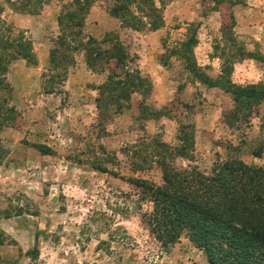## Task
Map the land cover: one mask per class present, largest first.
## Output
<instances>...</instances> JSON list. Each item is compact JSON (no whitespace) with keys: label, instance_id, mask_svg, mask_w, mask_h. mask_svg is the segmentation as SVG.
<instances>
[{"label":"rangeland","instance_id":"rangeland-1","mask_svg":"<svg viewBox=\"0 0 264 264\" xmlns=\"http://www.w3.org/2000/svg\"><path fill=\"white\" fill-rule=\"evenodd\" d=\"M72 1L54 0L40 15L5 5L2 15L36 61L9 60L0 86V264H209L187 239L155 238L144 222L152 205L134 180L162 184L165 164L264 169V102L252 90L264 86V0L231 9L163 0L164 25L152 36L98 2L78 45L120 37L143 80L118 91L83 50L73 67L52 62L58 17ZM14 14L32 19L17 26Z\"/></svg>","mask_w":264,"mask_h":264},{"label":"trees","instance_id":"trees-1","mask_svg":"<svg viewBox=\"0 0 264 264\" xmlns=\"http://www.w3.org/2000/svg\"><path fill=\"white\" fill-rule=\"evenodd\" d=\"M53 1L0 0V86L9 60L21 59L30 64L36 61L32 43L25 41L24 33L15 39L11 37L12 29L2 28L5 5L15 13L40 15ZM203 1L231 9L241 0ZM98 2L105 3L111 17L133 30L155 32L164 25L163 0H73L64 5L58 17L60 35L52 62L73 67V53L83 50L91 70L107 69L111 73L108 91H118L123 86L141 88L135 83L143 80L141 73L128 67L129 56L117 34H108L103 41L91 38L78 45L90 11ZM193 44L195 47L198 41ZM119 76L124 79L117 80ZM252 90L260 107L264 86H252ZM237 102L235 99V105ZM224 120L231 127L233 121ZM182 152L187 155L185 149ZM168 165L160 185L134 180L142 201L152 205L151 212L144 214V222L155 238L167 246L187 239L204 253L209 264H264V169L231 160L218 162L210 174L197 167L175 169Z\"/></svg>","mask_w":264,"mask_h":264},{"label":"crops","instance_id":"crops-1","mask_svg":"<svg viewBox=\"0 0 264 264\" xmlns=\"http://www.w3.org/2000/svg\"><path fill=\"white\" fill-rule=\"evenodd\" d=\"M176 4H183L184 2H181V1H178V2H175ZM93 12L91 11L89 17H88V20L91 19V16H92ZM32 17L31 16H24V15H17V14H14L12 15V20L13 22L17 25V26H22V22H25V21H31ZM159 31H156V32H152L150 36H152L153 34H158ZM149 38V37H148ZM203 44H198V47L196 50H199V48L202 47ZM215 61H220L221 59H213ZM141 61H144L143 58H141L140 62ZM217 73L216 71H214V74ZM226 124V123H225ZM227 125V124H226ZM229 127V126H228Z\"/></svg>","mask_w":264,"mask_h":264}]
</instances>
